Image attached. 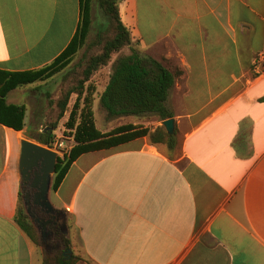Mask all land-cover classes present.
I'll return each mask as SVG.
<instances>
[{
    "label": "crops",
    "instance_id": "1",
    "mask_svg": "<svg viewBox=\"0 0 264 264\" xmlns=\"http://www.w3.org/2000/svg\"><path fill=\"white\" fill-rule=\"evenodd\" d=\"M120 16L143 56L182 72L166 103L179 142L138 137L72 164L52 196L79 264H264V0H123ZM81 20L80 0H0V71L47 67ZM62 76L7 96L26 116L23 130L0 122V264H43L15 221L18 164L23 138L59 129L42 121Z\"/></svg>",
    "mask_w": 264,
    "mask_h": 264
},
{
    "label": "trees",
    "instance_id": "2",
    "mask_svg": "<svg viewBox=\"0 0 264 264\" xmlns=\"http://www.w3.org/2000/svg\"><path fill=\"white\" fill-rule=\"evenodd\" d=\"M122 1L97 0L108 18L109 28L107 34L99 32L96 39L90 42L93 0H80L82 20L77 32L66 50L50 65L37 71H0V122L16 130L24 129L26 107L9 104L7 96L17 87L45 81L65 72V81L62 83L68 86L57 101L59 118L67 111L71 97L74 94L77 96L63 133L73 139V145L68 153L59 157L52 184L54 192L58 191L72 164L86 152L111 148L143 136H148L152 144H165L171 150L178 145L177 129L170 135L164 125L152 129L126 123L108 132L97 126L92 99V92L96 89L92 82L102 68L109 65L111 67L105 89L99 94L100 106L110 119L155 115L160 121H164L172 117L173 113L166 103L177 76L182 73L180 70L171 72L160 61L140 53L138 43L133 40L131 31L121 19ZM125 47L129 48V52L122 51ZM51 126L55 128L57 124ZM54 142L55 134L46 136L45 144L51 147ZM15 221L40 246V235L26 212L22 192ZM53 227L57 230L58 240L62 242L63 248L55 254L47 250L43 264H79L83 257L75 251L68 252L72 249L71 238L61 234L59 225Z\"/></svg>",
    "mask_w": 264,
    "mask_h": 264
},
{
    "label": "rangeland",
    "instance_id": "3",
    "mask_svg": "<svg viewBox=\"0 0 264 264\" xmlns=\"http://www.w3.org/2000/svg\"><path fill=\"white\" fill-rule=\"evenodd\" d=\"M92 9H93L92 21H93V19L95 21L93 31L96 34L91 35V38H89L90 42L93 41L94 39H96L99 32H104V34H107L106 32L108 31V28H109L108 18L104 15L102 10L100 9L97 0H93ZM122 51L123 52H129V48L125 47ZM114 59H115V57H114ZM77 60L75 61V63L77 62ZM106 67L101 69L102 72L100 73V75L97 79L98 83H100L102 81L105 82V83H101V86H104L106 84V78L109 75L108 74V67H110V65L106 66ZM60 79H61V81H60L61 84H59V88L56 89L55 87H53L49 92L50 96L56 97L54 99V101H58L62 97L64 88L66 86H68V84H65V86L63 85L62 82L65 81L63 76ZM93 84H95V82H92V86H93ZM93 87H95V86H93ZM92 95H93L92 99H93V110H94V114H95V120H96L97 126L102 131L106 130L108 132L117 126H120V125H123L126 123H133V124L138 125V126H148L150 128H155L159 123H162V121H160L159 118L155 115H146V116H139V117L138 116H124V117L110 119L107 116V113L105 112V110H103L102 107L100 106L99 100H97L96 90H94L92 92ZM76 99H77V96H73V98H71L69 106L67 109H70V110L72 109L73 104H74ZM56 106L57 107H55L52 110V112L50 114H48V119L46 121H42V123H45V125L49 124V126H51L52 124H57L56 127L59 129H57V131L55 133V142L52 144L51 148L53 150H56L59 153L60 157H63L64 154L68 153V151L71 149V147L73 145V139H71L70 137H66V136H64V134H62L63 130H65V124H64V126H62V123H61L62 120L61 119L63 117L59 118L60 108L58 107V105H56ZM36 136H38V135H36ZM28 191H29V189L27 187L22 189L23 198H24V195ZM53 192L54 191L52 190V192H51L52 202H54L53 196H52ZM43 209L44 208L39 206V205L35 206L33 203V200H32L31 213L34 215V217L32 218L30 215V218L33 221V223H34L35 227L37 228L39 235H40V241H41L40 243L41 244H40L39 248L44 253H46V251L49 250L51 252V254H55V252H58L59 250H61L63 248V246H62L63 244L61 241L58 240L57 230L53 226L59 225V231L61 232V234L65 235L67 237H70V229H74V227H75L74 218L72 217V215L70 213H68V211L60 210V211L54 212L55 216H56L55 219H52L54 224L51 225V227H48V224H47L46 228L43 229L40 227V222L50 221V220H41L38 217V215L40 217H46L47 218L48 213H51V212H47L46 209H44V210ZM37 219H39L38 220L39 222L37 221ZM65 225H66V229H64L65 231H63V227ZM43 231L45 232L44 237L42 235ZM72 251L76 252V249L74 248L73 244H72Z\"/></svg>",
    "mask_w": 264,
    "mask_h": 264
},
{
    "label": "water",
    "instance_id": "4",
    "mask_svg": "<svg viewBox=\"0 0 264 264\" xmlns=\"http://www.w3.org/2000/svg\"><path fill=\"white\" fill-rule=\"evenodd\" d=\"M162 125L166 127L170 135L175 133V119L173 117L162 121ZM59 157V153L48 145L28 138L21 140L18 170L22 189L25 187L29 189L24 195V200L26 212L32 218L34 217L31 213L32 200L35 206L39 205L47 212L54 213L61 210L51 200L52 184ZM49 223L50 221H42L40 227L45 229ZM64 229H66V225L63 227V231H65ZM44 234L43 231V237ZM68 252L72 253V249L70 248Z\"/></svg>",
    "mask_w": 264,
    "mask_h": 264
},
{
    "label": "flooded vegetation",
    "instance_id": "5",
    "mask_svg": "<svg viewBox=\"0 0 264 264\" xmlns=\"http://www.w3.org/2000/svg\"><path fill=\"white\" fill-rule=\"evenodd\" d=\"M44 210V209H43ZM38 217L41 219V220H50L51 222L48 224V227H51V225H53L54 224V222L52 221V219H55V213H48V216H47V218L46 217H40L39 215H38Z\"/></svg>",
    "mask_w": 264,
    "mask_h": 264
}]
</instances>
